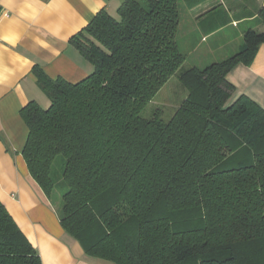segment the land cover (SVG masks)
I'll return each mask as SVG.
<instances>
[{
	"label": "trees",
	"instance_id": "trees-1",
	"mask_svg": "<svg viewBox=\"0 0 264 264\" xmlns=\"http://www.w3.org/2000/svg\"><path fill=\"white\" fill-rule=\"evenodd\" d=\"M117 15L101 11L71 40L94 66L85 80L35 70L51 105L21 111L31 176L49 198L59 187L61 225L91 258L264 264V110L247 96L230 103L227 79L254 62L264 32L249 29L240 52L183 70L179 0H122ZM174 76L187 96L173 117L143 118ZM0 264H42L1 202Z\"/></svg>",
	"mask_w": 264,
	"mask_h": 264
},
{
	"label": "crops",
	"instance_id": "crops-1",
	"mask_svg": "<svg viewBox=\"0 0 264 264\" xmlns=\"http://www.w3.org/2000/svg\"><path fill=\"white\" fill-rule=\"evenodd\" d=\"M187 1L188 24L181 18L177 33L179 50L198 52L204 46V56L216 63L243 49L247 30L264 32V0ZM121 4L122 0H0V202L42 264L100 261L85 255L65 232L60 208L31 176L23 157L29 129L21 111L31 102L43 109L48 104L35 70L72 84L94 72L71 40L101 11L117 17ZM227 79L235 87L230 103L247 96L264 110V44L250 66L238 65Z\"/></svg>",
	"mask_w": 264,
	"mask_h": 264
},
{
	"label": "rangeland",
	"instance_id": "rangeland-1",
	"mask_svg": "<svg viewBox=\"0 0 264 264\" xmlns=\"http://www.w3.org/2000/svg\"><path fill=\"white\" fill-rule=\"evenodd\" d=\"M187 0H179V10L180 17L184 22L187 14ZM188 24V22H186ZM184 24V23H183ZM187 48H181L180 51L186 56V61L182 66L183 70L191 67H199L201 69L211 65L213 63V58H207L203 54L204 46L198 48V52H194L191 48V51L186 50ZM209 59V60H207ZM47 99V106L45 109H48L51 105L50 99L45 93ZM187 96V89L178 79L174 76L169 83L164 87L162 93L157 96L147 107L141 112V116L146 119L152 118L158 110L163 111V117L165 120H170L175 114L178 106L183 102ZM55 180L56 184H59L62 181V159H59L55 165ZM52 201L55 203V206L61 208L62 206V192L57 187L53 192ZM99 264H113L106 261H100Z\"/></svg>",
	"mask_w": 264,
	"mask_h": 264
},
{
	"label": "built area",
	"instance_id": "built-area-1",
	"mask_svg": "<svg viewBox=\"0 0 264 264\" xmlns=\"http://www.w3.org/2000/svg\"><path fill=\"white\" fill-rule=\"evenodd\" d=\"M4 15H7V14H4Z\"/></svg>",
	"mask_w": 264,
	"mask_h": 264
}]
</instances>
